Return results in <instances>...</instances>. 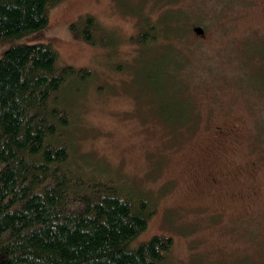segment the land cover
<instances>
[{"label":"rangeland","instance_id":"374dc122","mask_svg":"<svg viewBox=\"0 0 264 264\" xmlns=\"http://www.w3.org/2000/svg\"><path fill=\"white\" fill-rule=\"evenodd\" d=\"M141 2L62 0L49 9L44 38L58 51V67L92 74L86 87L65 93L72 122L64 140L153 202L133 245L171 237L164 264H264V0H179L197 22L179 73L182 94L192 100L180 128L168 125L142 90L144 75L158 74V63L171 65L159 62L157 46L147 54L128 41L151 10ZM86 14L101 25L93 44L81 37ZM26 42L1 38L0 58ZM155 82L148 86L161 92L158 111L167 116L176 110L174 92L169 82Z\"/></svg>","mask_w":264,"mask_h":264},{"label":"trees","instance_id":"16d2710c","mask_svg":"<svg viewBox=\"0 0 264 264\" xmlns=\"http://www.w3.org/2000/svg\"><path fill=\"white\" fill-rule=\"evenodd\" d=\"M61 1L0 0V39L28 41L0 58V264H164L171 237L156 234L133 245L148 227L153 202L130 193L107 165L64 140L72 122L65 93L86 87L92 74L58 67V51L44 38L48 11ZM178 2L142 0L151 10L128 39L147 54L157 46L164 52L159 62L171 65L167 70L158 63V74L144 75L142 90L174 128L192 112L179 73L193 52L186 41L194 37L190 27L197 25L194 9ZM82 24L81 37L95 43L101 25L90 14ZM158 77L175 95L170 105L176 110L167 116L158 111L161 92L148 86Z\"/></svg>","mask_w":264,"mask_h":264},{"label":"water","instance_id":"95a60500","mask_svg":"<svg viewBox=\"0 0 264 264\" xmlns=\"http://www.w3.org/2000/svg\"><path fill=\"white\" fill-rule=\"evenodd\" d=\"M193 31L195 32V34L197 35H202L203 34V29L201 27H194Z\"/></svg>","mask_w":264,"mask_h":264}]
</instances>
